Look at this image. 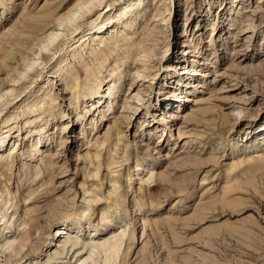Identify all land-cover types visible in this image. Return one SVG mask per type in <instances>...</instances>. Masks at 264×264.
Here are the masks:
<instances>
[{
    "label": "rangeland",
    "instance_id": "rangeland-1",
    "mask_svg": "<svg viewBox=\"0 0 264 264\" xmlns=\"http://www.w3.org/2000/svg\"><path fill=\"white\" fill-rule=\"evenodd\" d=\"M83 1L0 0V264H264V0Z\"/></svg>",
    "mask_w": 264,
    "mask_h": 264
},
{
    "label": "bare ground",
    "instance_id": "bare-ground-1",
    "mask_svg": "<svg viewBox=\"0 0 264 264\" xmlns=\"http://www.w3.org/2000/svg\"><path fill=\"white\" fill-rule=\"evenodd\" d=\"M79 2V1H78ZM89 2H91L90 0L88 1V0H85V1H83V2H81V3H78V5H77V7H78V11H72L67 17H66V22L67 23H69L70 21H71V23H73V20L75 19V20H77L78 18H80L81 16H84L86 13H88L90 10H92V9H94L95 7H97L101 2H102V0H93V2L91 3V4H88ZM76 7V6H75ZM77 10V9H76ZM78 13V14H77ZM47 17H49V15H47L46 17H31V18H27V19H25L24 20V23L25 24H28V25H31L32 27H34V28H36V29H38V30H43V27H44V25H43V23L45 22L46 23V21H47ZM64 18V17H63ZM62 21H64V20H60L59 21V24H61L62 23ZM69 21V22H68ZM44 23V24H45ZM43 25V26H42ZM68 25V24H67ZM66 25V26H67ZM45 26H46V24H45ZM78 26V25H77ZM248 30H250V29H248ZM49 35V34H48ZM59 35H61V34H59V32L58 31H52V32H50V38H52V39H55V38H58L59 37ZM62 36V35H61ZM40 38V37H39ZM38 41V40H37ZM33 50V49H32ZM36 61H33L32 62V64L33 63H35ZM36 64V63H35ZM34 65V64H33ZM186 72V71H185ZM182 90H183V88H181ZM176 92H178V91H176ZM167 114V113H166ZM171 115V114H170ZM229 125V124H228ZM229 127L230 126H227V125H225L224 127H223V133H224V131L225 132H228L229 131ZM218 151V150H217ZM216 160H215V162H217V163H219L220 162V160L218 159V158H215ZM260 166H262V164H260ZM198 168H200V167H198ZM102 215H103V213H102ZM102 219V218H101ZM103 220V219H102ZM58 229V231H57V233H68V231L66 230V227H58L57 228ZM125 230L123 229L122 231H120L119 233H117V234H115V238L116 239H119V238H124V235H125ZM68 243V240H66L65 241V243L63 244V246L65 247L66 246V244ZM79 243H80V241L79 240H73V242L71 243V245H72V247H75L76 246V251H77V253H76V256H80L81 254H83V249H85V248H87V249H92L93 248V244L92 243H89V242H83L82 244L83 245H79ZM116 245V243L115 244H113V246H115ZM78 247H81V248H78ZM95 247V246H94ZM101 247H104L105 249H111V247L109 246V244H107V243H103V244H101ZM77 257V258H78ZM175 262V261H174ZM172 264H175V263H172Z\"/></svg>",
    "mask_w": 264,
    "mask_h": 264
}]
</instances>
